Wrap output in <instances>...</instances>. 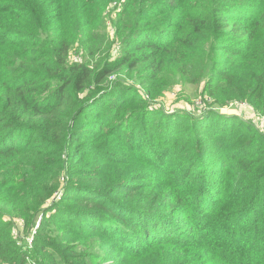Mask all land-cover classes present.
<instances>
[{"label": "trees", "instance_id": "1", "mask_svg": "<svg viewBox=\"0 0 264 264\" xmlns=\"http://www.w3.org/2000/svg\"><path fill=\"white\" fill-rule=\"evenodd\" d=\"M181 83L264 115V0H0V264H264V133Z\"/></svg>", "mask_w": 264, "mask_h": 264}, {"label": "rangeland", "instance_id": "2", "mask_svg": "<svg viewBox=\"0 0 264 264\" xmlns=\"http://www.w3.org/2000/svg\"><path fill=\"white\" fill-rule=\"evenodd\" d=\"M118 2L113 3L114 7L117 6ZM113 6L110 7L104 13V26L101 32H105L106 40L114 44V26L118 18L114 13ZM118 7V6H117ZM115 54L119 53V48L115 46ZM73 60L81 61V57L78 54L72 53ZM77 57V58H76ZM201 92V89L200 91ZM197 87L191 86L186 83L177 84L171 87L167 92H165L162 97L158 98L156 101L151 102L154 106L164 109L166 112H187L195 116H202L205 112L213 110L221 112L222 114H227L229 116H235L241 119L245 123L254 125V127L264 133L263 118L264 115L260 114L253 108L248 102L245 101H232L226 106L219 107V105H213L210 98L204 99L202 96H197ZM148 98V97H147ZM19 224L23 223L20 220H15ZM35 235V230H33L31 235L22 237L20 240L23 246L31 247L33 244V237ZM13 238L19 240V236L16 230H13ZM20 243V244H21ZM30 257V256H29ZM27 262L29 264H34V260L30 257Z\"/></svg>", "mask_w": 264, "mask_h": 264}, {"label": "built area", "instance_id": "3", "mask_svg": "<svg viewBox=\"0 0 264 264\" xmlns=\"http://www.w3.org/2000/svg\"><path fill=\"white\" fill-rule=\"evenodd\" d=\"M262 122H263V124H264V118H263V121H262Z\"/></svg>", "mask_w": 264, "mask_h": 264}]
</instances>
